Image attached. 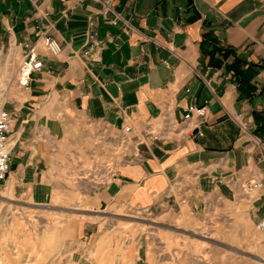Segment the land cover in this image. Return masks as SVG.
I'll use <instances>...</instances> for the list:
<instances>
[{
	"label": "crops",
	"instance_id": "1",
	"mask_svg": "<svg viewBox=\"0 0 264 264\" xmlns=\"http://www.w3.org/2000/svg\"><path fill=\"white\" fill-rule=\"evenodd\" d=\"M42 32L61 44L59 55L41 47ZM25 42L42 66L20 86ZM214 44L233 49L253 91L238 87L232 53ZM9 69L18 84L4 103L9 184L38 204L81 158L98 162L99 207L232 199L250 165L264 194V133L253 118L264 112V0H0V91ZM189 103H206L203 123L183 119Z\"/></svg>",
	"mask_w": 264,
	"mask_h": 264
},
{
	"label": "rangeland",
	"instance_id": "2",
	"mask_svg": "<svg viewBox=\"0 0 264 264\" xmlns=\"http://www.w3.org/2000/svg\"><path fill=\"white\" fill-rule=\"evenodd\" d=\"M10 73L1 81V102L18 91ZM77 164L76 172L52 183L43 204L9 184V165L0 182V264H264L263 190L245 195L238 189L239 182L261 179L256 166L238 175L232 199L208 195L192 206L173 202L144 211L99 207L93 195L102 179L93 171L98 162Z\"/></svg>",
	"mask_w": 264,
	"mask_h": 264
},
{
	"label": "built area",
	"instance_id": "3",
	"mask_svg": "<svg viewBox=\"0 0 264 264\" xmlns=\"http://www.w3.org/2000/svg\"><path fill=\"white\" fill-rule=\"evenodd\" d=\"M106 7L110 9V5L106 2ZM38 41V39H37ZM39 44L51 56H57L62 52V46L53 36L42 32L39 35ZM24 53L23 59L19 65L16 81L20 86H27L32 73L42 66V61L37 55L36 45L28 42L23 43ZM233 75V73H232ZM4 103L0 101V182L6 177L9 168V132L11 127L10 113L4 108ZM206 103L196 105L189 103L185 108L183 115L184 120L194 119L196 124L205 121ZM129 127L124 126L121 130V144H126L128 138ZM194 135H202L198 129ZM154 139L158 138V134H153ZM261 187V181L258 179H248L241 183V190L245 195H250ZM144 211H149V207H144ZM258 228L264 233V215L258 223Z\"/></svg>",
	"mask_w": 264,
	"mask_h": 264
},
{
	"label": "trees",
	"instance_id": "4",
	"mask_svg": "<svg viewBox=\"0 0 264 264\" xmlns=\"http://www.w3.org/2000/svg\"><path fill=\"white\" fill-rule=\"evenodd\" d=\"M205 40V39H203ZM207 40L211 41L212 43L214 42V38L209 36ZM212 50H217L221 52L226 58L229 54L232 53L233 59L230 63H228L227 67L230 69L233 73V76L235 77V80L238 82V87L243 91V92H249L253 91V87L248 84L247 82L244 81V79L241 77L242 73V61L241 59L234 53L233 49L231 47H220L217 45H213ZM253 118L255 122V129L254 132L256 134H261L264 133V112H253Z\"/></svg>",
	"mask_w": 264,
	"mask_h": 264
}]
</instances>
